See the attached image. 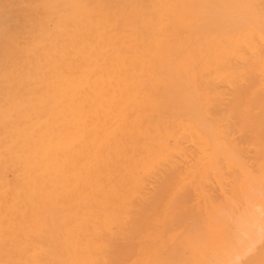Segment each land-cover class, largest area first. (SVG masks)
I'll return each instance as SVG.
<instances>
[{"label":"bare ground","instance_id":"obj_1","mask_svg":"<svg viewBox=\"0 0 264 264\" xmlns=\"http://www.w3.org/2000/svg\"><path fill=\"white\" fill-rule=\"evenodd\" d=\"M0 264H264V0H0Z\"/></svg>","mask_w":264,"mask_h":264}]
</instances>
